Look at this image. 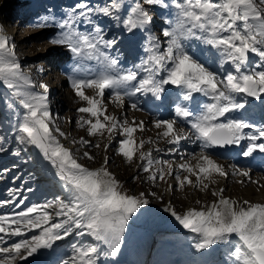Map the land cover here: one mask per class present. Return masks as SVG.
<instances>
[{"label":"snow or ice","instance_id":"6c2138e0","mask_svg":"<svg viewBox=\"0 0 264 264\" xmlns=\"http://www.w3.org/2000/svg\"><path fill=\"white\" fill-rule=\"evenodd\" d=\"M100 17L119 32L108 38ZM158 17L163 23L157 24ZM50 19L33 27L47 29ZM81 25L87 26L85 30ZM51 27L59 29L58 38L47 43L62 50L64 59L71 54L73 60L67 80L78 105L75 124L86 130L87 137L107 135L109 143L82 136L73 141L85 148L78 158L60 142L65 133L50 110L49 84L34 81L25 72L15 39L0 28V86L22 109L14 126L15 140L24 151L38 150L65 194L27 204L24 192L34 191L28 183L35 179L31 174L7 190L6 198L0 199V208L10 207L9 212H0V264H33L30 258L56 251L72 237L76 241L70 245L71 254L61 264H104L117 256L126 226L150 200L143 192L137 196L121 191L123 186L108 170L107 155L99 168L79 162L96 159L89 148L103 147L107 153L116 136L121 137L117 155L131 164L138 153L143 162L138 167L148 180H175L169 191L187 187L206 191V181L215 183L212 177L229 175L264 188L249 170L233 165L229 173L218 162L221 150L236 148L245 158L264 154V123L246 118L252 101L264 105V0H106L96 7L78 0ZM138 33L146 35L145 55L126 66L118 37L127 34L131 40ZM193 43L203 48L193 51ZM86 60L94 63L86 76H78ZM169 100L170 118L151 120L155 138L137 142L136 134L147 130L145 122L130 121L128 111H141L142 103L158 109ZM109 105L119 115L109 114ZM161 142L170 147H159ZM185 143L199 151L182 152ZM146 144L153 147L145 152ZM5 151L0 144V153ZM161 153L178 156L181 162L173 167L174 161L158 158ZM20 154L21 149L12 153ZM9 171L0 169V180ZM226 191H213L215 201L199 210L180 213L168 204L163 211L193 234L197 252L225 245L234 249L229 252L231 264H264V203L238 201Z\"/></svg>","mask_w":264,"mask_h":264},{"label":"rangeland","instance_id":"374dc122","mask_svg":"<svg viewBox=\"0 0 264 264\" xmlns=\"http://www.w3.org/2000/svg\"><path fill=\"white\" fill-rule=\"evenodd\" d=\"M77 2L78 0H0V28L3 29L4 35L15 39L18 45L17 54L25 72L34 81H43L49 84L50 110L54 116L59 117L57 124L66 137H59L60 142L75 152L79 158L85 148L74 144V140H79L83 136L93 142H100L102 145L109 143V141L107 135L104 137H87L86 130L78 128L75 124L78 105L67 80L73 67L71 54H68V58L64 59L62 50L58 51L53 45L47 43L54 37L58 38L59 29L51 27V25L64 18ZM105 2L106 0H88V3L94 7L101 6ZM127 2L128 0H125V3ZM45 17L52 18L49 20V28L39 30L33 27ZM99 21L108 33V38H112L113 34L119 32V29H116L106 18L100 17ZM161 23H163V17H158L157 24ZM86 27L81 25L80 30L83 31ZM118 40L120 41V54L125 58V65L131 66L134 62L139 63L140 58L145 55L146 35L142 36L138 33V39L135 43L130 42L133 41L132 39L128 40L127 34L119 36ZM191 47L193 51L203 48L202 45L196 43H193ZM112 54L115 55L116 53L113 52ZM93 63L92 61H83L76 74L81 77L86 76L89 72V65ZM87 94L92 95L91 90H88ZM143 99L142 97L141 100L143 101ZM141 108L142 110L139 112L129 110L127 113L130 121L135 119L145 122L147 130L136 134L137 142L140 139L155 138L156 130L153 129L151 120L154 117H159V109L153 105L142 103ZM249 110L247 114H249ZM21 112L22 109L10 91L0 86V144L6 149L4 153H0V169L7 168L10 170L5 178L0 180V199L6 198L7 190L19 185L21 179L27 180L29 174L35 179L28 181L34 191L31 193L24 192L27 204L43 203L45 200H52L56 196L63 197L65 194L60 189L58 182L55 181L54 176L49 173L47 162L42 161L38 150L29 147L27 151H24L15 140L14 126ZM109 114L119 115V110L115 106L109 105ZM251 114L254 118L259 117L260 124L264 123V105L259 110L251 111ZM163 117L170 118L169 115ZM120 139L121 137L116 136L107 153L103 147L99 150L89 148L88 151L96 159L88 161L84 158L79 159V162L86 167L95 169L103 165V158L107 155L109 157L108 170L123 186L121 191L137 196L143 192L146 198L150 200V204L140 209L126 226L121 244L122 252L128 257H133L138 264H231L229 252L234 249L230 246H213L207 249L208 254L203 258L201 254L204 250L197 252L193 247V234L180 226L173 217H170L165 228L158 229V231L147 226V221L151 214L168 204H172L180 213L188 208L198 210L204 208L215 201L216 198L211 193L220 188H226L225 195L232 199L238 201L247 199L253 203H264V188L248 183L243 177L229 175L227 179L219 176L212 177L215 183L206 181L209 183V188L206 191L193 187H187L184 191H169L168 185L171 184L175 187V180L172 177H166L167 182L153 183L148 180L147 174L138 167L143 163L139 160L138 153L131 164L126 163L123 157L117 155L116 148ZM152 147V145L146 144L142 151L146 152ZM159 147L167 148L170 146L161 142ZM17 149H21L20 156L12 155ZM181 151L191 153L199 151V149L195 145L185 143ZM158 158L174 161L173 167L181 162L178 156H168L164 153L159 154ZM218 162L231 173L233 164L231 165L221 158ZM192 163L194 164L195 161ZM250 173L253 180H259V183L264 185V180L261 178L264 177V173L259 171V174H255L252 170ZM240 180H244V183L237 182ZM151 192H155L156 196H149L148 193ZM9 211L10 207L0 208V212ZM75 241L76 237H72L61 243L56 251H42L34 258L38 264H61V261L71 254L70 245Z\"/></svg>","mask_w":264,"mask_h":264},{"label":"bare ground","instance_id":"6f19581e","mask_svg":"<svg viewBox=\"0 0 264 264\" xmlns=\"http://www.w3.org/2000/svg\"><path fill=\"white\" fill-rule=\"evenodd\" d=\"M137 38H138V34L132 37L133 41L130 42L135 43ZM155 103L159 104V102H155ZM238 152L239 149L234 148L227 152L220 151L219 155L222 157L221 159L227 161V163L229 162L231 165L233 164L236 167L248 169L249 171L251 170L254 172L260 171L264 173V160L262 159L264 154L256 153L254 154L253 157L245 158L242 155H239ZM261 178L264 180V177ZM170 217L171 216L168 213H165L162 208L150 215L147 221V226H149L152 230L158 231V229H163L166 227L167 223L170 221ZM119 253L117 254V256H119ZM207 254H208V250H204L201 255L203 258H205ZM31 260H33V264H38L35 258Z\"/></svg>","mask_w":264,"mask_h":264}]
</instances>
